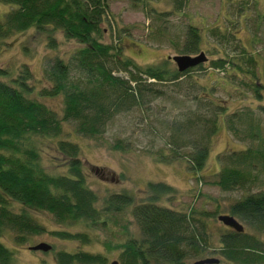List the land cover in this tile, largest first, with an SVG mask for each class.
Masks as SVG:
<instances>
[{"label": "trees", "instance_id": "trees-1", "mask_svg": "<svg viewBox=\"0 0 264 264\" xmlns=\"http://www.w3.org/2000/svg\"><path fill=\"white\" fill-rule=\"evenodd\" d=\"M146 2L149 0H136ZM181 8L182 0H174ZM10 10L0 16V49L4 40L17 33L35 29L44 32L54 47L51 36L61 31L65 38L74 39L82 46L74 51L67 61L54 57L43 70L46 85L34 91L35 85L28 83L33 73L23 65L19 74L8 81L2 79L10 73L0 68V236L5 231L13 233L14 241L23 243L28 235L44 232L30 210L46 212L57 223L104 224L101 212L130 207L131 216L138 226L140 237L128 238L107 251H118L117 264H188L216 258L219 254L227 261L237 264H264V241L248 232H238L230 227L219 235V246H212L207 232L206 217L211 213L201 211L182 212L160 205L159 198L172 195L175 189L165 182H148V194L142 202L126 191L110 195L104 205L97 206V195L85 181L79 159V146L69 140L60 139L63 125L74 123L75 132L86 138L102 135L112 119L135 106L146 111L147 106L163 98L164 92L155 87L157 82H174L192 70L201 69L202 63L180 72L154 65L139 66L129 58L121 56L119 35L111 43L100 42L102 24L108 19L106 0H0ZM215 36L219 34L215 31ZM200 30L188 25L180 49L184 54L201 52ZM238 48V47H236ZM249 65L256 63L251 56L244 60ZM224 59L212 61L216 71L225 74ZM229 64V63H226ZM126 71L128 77L115 74ZM141 76H145L143 79ZM42 80V79H41ZM148 80V81H147ZM264 85H255L257 98ZM35 94V95H33ZM39 98L60 97L62 111L59 114ZM200 96L194 95L193 100ZM204 110L201 113L200 110ZM264 113V106L259 108ZM224 111L213 107L212 99L198 101L197 108L182 113L171 122L161 121L169 154L154 155L161 163H171L181 156L176 152L187 147L184 159L187 169L196 172L203 169L207 160L211 138L218 128V118ZM184 116V117H183ZM226 129L241 139L257 140L255 148L248 147L222 155L226 163L217 172L216 185L224 190L243 187L251 182L254 167H264V138L261 125L252 108L228 114ZM42 139L55 140L51 150L66 158V173L51 174L41 163ZM122 149V141H116ZM58 156H55L57 158ZM15 204L20 208L15 210ZM228 212L245 222L256 233H264V191L248 194L228 206ZM60 238L89 242L85 232L57 231ZM219 259V258H218ZM12 252L0 242V264H10ZM58 264H105L102 253L59 251Z\"/></svg>", "mask_w": 264, "mask_h": 264}, {"label": "rangeland", "instance_id": "rangeland-1", "mask_svg": "<svg viewBox=\"0 0 264 264\" xmlns=\"http://www.w3.org/2000/svg\"><path fill=\"white\" fill-rule=\"evenodd\" d=\"M108 19L103 22V36L100 42L109 44L116 41L121 56L129 58L139 66L154 65L174 70L176 64L169 56L183 55L180 49L185 39L188 25L200 30L202 35L201 52L206 56L201 69L192 70L186 76L174 82H157L156 86L164 92L150 104V109L141 111L136 106L129 112L116 115L105 132L93 138L83 137L75 132L74 123L63 125L60 139L76 143L80 148L79 159L87 186L97 195V206L102 207L112 194L126 191L134 196L136 202H142L148 194V182H165L172 185L175 193L159 198V204L182 212L205 210L212 215L206 217L207 232L212 246H219V235L225 226L218 220L219 215H230L228 206L236 200L260 191H264V167L258 164L251 171V182L243 187L224 190L216 185L217 172L225 165L222 155L240 151L248 147L255 148L258 141L241 139L226 129L228 114L242 109L252 108L253 114L261 125L264 138V106L262 99L254 92L255 85H264V0H182L181 8L174 0H149L144 3L136 0H106ZM9 5L0 3V16L10 10ZM213 31L219 36L213 35ZM55 39L50 46L48 35L29 29L14 34L4 40L0 49V68L10 74L2 79L8 81L16 77L23 65H28L33 79L28 81L35 85V92L46 85L43 79L44 67L54 57L67 61L76 49L82 45L74 39H67L61 31L51 35ZM238 47V48H236ZM200 53V52H199ZM197 54H187L191 56ZM253 57L255 64L249 65L244 60ZM224 59L227 65L225 74L216 71L212 61ZM229 63V64H226ZM115 74L128 77V73L116 70ZM145 79V76H141ZM42 79V80H41ZM148 81V80H147ZM263 94L264 89L260 90ZM35 95V94H33ZM200 96L193 100V96ZM213 100V107L224 112L218 118V128L211 138L209 154L203 169L196 172L201 175L199 181L194 179L195 172L187 169L184 153L187 147L176 152L181 156L171 163H161L154 155L169 154L170 145H166L161 121L171 122L182 113L197 108L198 101ZM47 106L62 111L60 97L39 98ZM204 113V110H200ZM184 117V116H183ZM122 141V149L116 148V141ZM55 140L42 139L41 163L51 174L66 173V158L51 150ZM55 156H58L55 158ZM20 208L15 204V210ZM30 214L44 225V232L28 235L23 243L14 241L13 233L5 231L0 242L12 252L10 264H58L57 253L87 251L102 253L106 263L117 261L118 251H107L128 238H139L140 232L131 216L130 207L121 210L101 212L104 224L88 225L80 223H57L46 212L30 210ZM234 218L244 227L245 232L264 241V233H256L245 222ZM57 231L71 233L85 232L89 242H81L55 235ZM46 243L51 246L48 251L31 250L30 246ZM219 264H237L227 261L218 253ZM194 259L187 260L193 264ZM80 264V263H73Z\"/></svg>", "mask_w": 264, "mask_h": 264}, {"label": "water", "instance_id": "water-1", "mask_svg": "<svg viewBox=\"0 0 264 264\" xmlns=\"http://www.w3.org/2000/svg\"><path fill=\"white\" fill-rule=\"evenodd\" d=\"M168 59L175 62L178 71L183 72L205 62L207 58L203 52H200L198 55L195 56H191L187 54L174 55V56H169ZM217 218L225 226L230 227L238 232H243L244 230V227L231 215H219ZM50 248L51 246L46 243H39L29 247V249L31 250H42V251H48ZM219 262L220 260L218 258H207L197 261L194 264H219ZM110 264H117V262L113 261Z\"/></svg>", "mask_w": 264, "mask_h": 264}]
</instances>
